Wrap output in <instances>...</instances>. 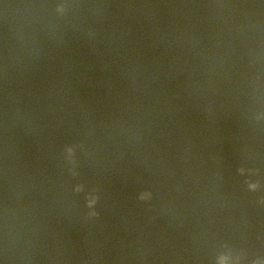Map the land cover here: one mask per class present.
<instances>
[{
    "label": "water",
    "instance_id": "obj_1",
    "mask_svg": "<svg viewBox=\"0 0 264 264\" xmlns=\"http://www.w3.org/2000/svg\"><path fill=\"white\" fill-rule=\"evenodd\" d=\"M0 264H264V0H0Z\"/></svg>",
    "mask_w": 264,
    "mask_h": 264
}]
</instances>
